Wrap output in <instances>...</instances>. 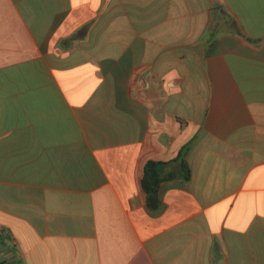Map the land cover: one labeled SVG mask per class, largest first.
<instances>
[{"label": "crops", "instance_id": "obj_1", "mask_svg": "<svg viewBox=\"0 0 264 264\" xmlns=\"http://www.w3.org/2000/svg\"><path fill=\"white\" fill-rule=\"evenodd\" d=\"M0 264H264V0H0Z\"/></svg>", "mask_w": 264, "mask_h": 264}, {"label": "trees", "instance_id": "obj_2", "mask_svg": "<svg viewBox=\"0 0 264 264\" xmlns=\"http://www.w3.org/2000/svg\"><path fill=\"white\" fill-rule=\"evenodd\" d=\"M188 144L183 146L177 156L170 162H161L148 160L143 167V175L141 178V186L143 191L145 192V198L147 206L150 209H156L159 204V188L160 184L164 178H175L178 177L183 181L187 182L190 178V170L186 162V151L188 149ZM178 162L180 166V170L178 174H169L166 177L162 176V168L163 166Z\"/></svg>", "mask_w": 264, "mask_h": 264}]
</instances>
